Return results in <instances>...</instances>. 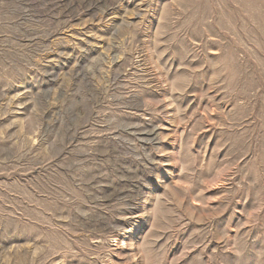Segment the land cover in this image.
<instances>
[{"label": "rangeland", "instance_id": "1", "mask_svg": "<svg viewBox=\"0 0 264 264\" xmlns=\"http://www.w3.org/2000/svg\"><path fill=\"white\" fill-rule=\"evenodd\" d=\"M0 264H264V0H0Z\"/></svg>", "mask_w": 264, "mask_h": 264}]
</instances>
